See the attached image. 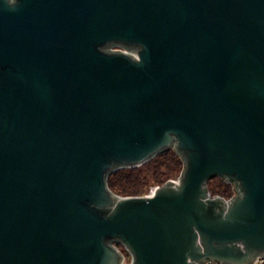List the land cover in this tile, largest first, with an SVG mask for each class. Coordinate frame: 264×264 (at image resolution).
<instances>
[{
	"label": "water",
	"instance_id": "95a60500",
	"mask_svg": "<svg viewBox=\"0 0 264 264\" xmlns=\"http://www.w3.org/2000/svg\"><path fill=\"white\" fill-rule=\"evenodd\" d=\"M170 148L176 178L109 187ZM119 245L264 254V0H0V264H123Z\"/></svg>",
	"mask_w": 264,
	"mask_h": 264
},
{
	"label": "trees",
	"instance_id": "16d2710c",
	"mask_svg": "<svg viewBox=\"0 0 264 264\" xmlns=\"http://www.w3.org/2000/svg\"><path fill=\"white\" fill-rule=\"evenodd\" d=\"M183 168L182 158L170 148L155 155L145 163L135 167H124L113 171L108 176V185L120 195H139L147 193L146 187L152 183L163 184L179 174ZM207 188L212 195L225 198L233 194V184L214 175L207 181ZM127 256L123 246L119 245Z\"/></svg>",
	"mask_w": 264,
	"mask_h": 264
},
{
	"label": "built area",
	"instance_id": "2783aa9c",
	"mask_svg": "<svg viewBox=\"0 0 264 264\" xmlns=\"http://www.w3.org/2000/svg\"><path fill=\"white\" fill-rule=\"evenodd\" d=\"M151 191L145 193V194H149ZM202 264H227L221 261H217V260H206L204 261ZM250 264H264V254H259L257 255L253 261Z\"/></svg>",
	"mask_w": 264,
	"mask_h": 264
},
{
	"label": "rangeland",
	"instance_id": "374dc122",
	"mask_svg": "<svg viewBox=\"0 0 264 264\" xmlns=\"http://www.w3.org/2000/svg\"><path fill=\"white\" fill-rule=\"evenodd\" d=\"M178 175H179V174L175 175L173 178H176ZM153 185H157V184H156V183H152V184H150L149 186L146 187V189H147L146 191H147V192L151 191V187H152ZM123 264H129V255L125 256V260H124V263H123Z\"/></svg>",
	"mask_w": 264,
	"mask_h": 264
}]
</instances>
